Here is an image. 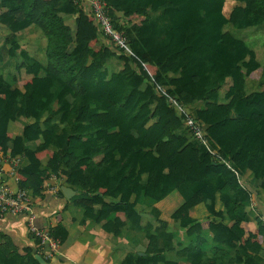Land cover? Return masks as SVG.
I'll list each match as a JSON object with an SVG mask.
<instances>
[{"label": "trees", "instance_id": "16d2710c", "mask_svg": "<svg viewBox=\"0 0 264 264\" xmlns=\"http://www.w3.org/2000/svg\"><path fill=\"white\" fill-rule=\"evenodd\" d=\"M0 1L6 4L0 11V154L20 160L14 173L19 189L39 192L53 173L91 195L76 205L95 222L123 214L148 241L135 264H179L165 260L167 253L187 264L264 261V222L257 219V229H247L251 219L243 204L251 196L242 185L248 174L264 185V84L246 93L247 81L259 80L262 68L226 29L263 24L264 0H233L228 14L227 0H107L113 27L126 39L125 52L109 43L94 49L101 37L94 19L72 0ZM60 13L73 14L74 30ZM29 28L45 39V65L16 39ZM18 50L22 63L12 74ZM111 58L123 69L106 79L103 68ZM21 70L32 78L19 80ZM177 106L194 108L192 119L215 155L184 128L186 114ZM17 117L33 123L12 137L8 126ZM39 138L35 151L26 148ZM23 159L28 165L22 169ZM133 194L138 201H130ZM108 196L119 200L110 206ZM141 197L151 199L152 220L135 209ZM198 205L209 216L205 221L189 215ZM60 230L61 237L51 236L63 239ZM178 230L185 244L174 237ZM203 231L214 245L207 251ZM23 259L0 234V264Z\"/></svg>", "mask_w": 264, "mask_h": 264}, {"label": "crops", "instance_id": "0c3cea01", "mask_svg": "<svg viewBox=\"0 0 264 264\" xmlns=\"http://www.w3.org/2000/svg\"><path fill=\"white\" fill-rule=\"evenodd\" d=\"M227 3L231 4L230 9L235 5H232V3H235L233 0H227ZM5 6L6 4H3L0 1V11L4 10ZM228 10L226 14H228ZM59 17L63 19L66 26L71 30H74L75 17L73 14L69 15L60 13ZM0 28H2V26H0ZM226 29L231 31L234 36L241 39L246 46L255 53L256 59L261 65L262 74L257 81H247L246 93L258 91L264 84V22L256 28L253 27L241 30V38L236 34L238 30H234L230 26H227ZM34 34L36 35V38L41 37L39 40H41L42 43L39 44L40 46H36L33 58L42 65H45L46 59L40 60V58L42 55H45L46 42L40 35L39 31L29 28L25 31L18 32L16 39L28 40L29 38H26V36L30 37ZM2 43L0 44V48ZM108 43L109 42L106 39L99 37L94 49L97 50ZM24 49L25 48L22 50ZM19 52L20 50L17 51L18 58L13 60L12 67L9 71L12 74L16 73L15 65L22 63V61L18 62V59L21 60ZM5 59L7 60V58ZM122 69L123 63L116 58H111L105 63L103 72H106V79H109L110 76L117 74ZM16 76L19 80H30L32 78L31 75L26 74L23 70L17 73ZM19 76H21V78ZM228 86L229 82L221 90V97H223ZM13 88H16L15 84L13 85ZM19 88L21 92L24 91L21 86ZM187 109L194 110V108L191 107H188ZM45 117L46 114L43 116L42 120H44ZM32 123V119L17 117L13 123L9 124L8 132L12 137H21L24 128ZM42 142V139L39 138L36 141L26 142L25 146L28 150L35 151ZM199 147L209 153H216L217 151V149L210 143L208 147L203 146V144ZM48 158V156H45L41 159V170L46 169ZM8 159H10L8 158V154H0V167L4 171V174H9L8 172L12 168V162ZM95 160H99V158H96ZM27 165V160L23 159L21 168L23 169L27 167ZM54 179H56V181ZM0 183L7 184L12 189L19 188L18 178L16 176L11 177L9 175H4L2 180H0ZM242 185L251 196V198L243 204L246 213L251 219L247 225V229L250 230V232H254L258 225L257 219L264 222V185L262 181L256 179L254 175L251 174L245 176ZM52 186L57 187L56 193H51L49 191ZM28 193L31 195L32 206L36 216L34 225L38 229L50 233L52 236H54L55 233L61 237V234L58 233L60 227V231L64 237L63 239H60L59 237L57 238L60 245L57 251L47 259V256L44 255L38 243L28 231L26 219L24 217H15L11 215L1 216L0 234L4 235L6 237V242L9 241L11 246L15 249V252L24 258V264L29 263V258L36 260V256L42 258L44 264H135L136 256L138 254L141 255L148 244L145 234L138 231L136 225L132 221L125 219L123 214H110L99 222H95L92 218L85 216L84 208L76 205V202L88 200L91 198V195L85 194L78 187L59 181L57 176L53 173H48V177L43 181L39 192L32 193L31 191H28ZM118 200L119 198L112 200L109 196L104 198V201L109 203L110 206L112 202ZM130 201H138V195H131ZM152 206L151 199L141 197L138 205L136 202L135 209L137 212H140V216L146 219L151 218L152 220V217H154L151 211ZM215 209L217 211L222 210L218 200H216ZM189 215L192 219L198 222L205 221L209 217L203 205H198L191 209ZM202 236L205 241L208 242V246L204 247V250L207 251L210 247H214L213 244L209 243L210 236L208 232L203 231ZM174 237L183 244L188 242L183 230H178L177 235L175 233ZM6 252L7 249H5V253ZM234 257L235 251H232L230 258L234 259ZM164 258L168 261H177L179 264H187L185 260L179 259L173 253L165 254ZM37 263L41 264L38 261ZM259 264H264V261Z\"/></svg>", "mask_w": 264, "mask_h": 264}, {"label": "built area", "instance_id": "2783aa9c", "mask_svg": "<svg viewBox=\"0 0 264 264\" xmlns=\"http://www.w3.org/2000/svg\"><path fill=\"white\" fill-rule=\"evenodd\" d=\"M78 8L85 11L90 15L97 26L98 32L101 37H104L114 51H126V39L122 32L114 29L113 23L109 17V8L107 0H72ZM173 103V100H170ZM180 111V108H178ZM184 128L188 129L193 135L194 140L200 145L208 147L209 141L206 139L204 129L201 125L196 123L192 116L186 115L183 119ZM215 155V153H211ZM12 162V168L4 174L0 167V180L4 175L14 177L16 168L19 166V159H8ZM56 181V179H54ZM57 187L52 186L49 191L56 193ZM4 215L21 216L26 219L28 231L38 243L40 249L43 251L47 259L50 258L58 249L60 242L58 239L53 238L50 233L38 229L34 225L35 211L32 206V198L28 191L24 189H12L7 184L0 183V217Z\"/></svg>", "mask_w": 264, "mask_h": 264}, {"label": "rangeland", "instance_id": "374dc122", "mask_svg": "<svg viewBox=\"0 0 264 264\" xmlns=\"http://www.w3.org/2000/svg\"><path fill=\"white\" fill-rule=\"evenodd\" d=\"M235 3H232V5H234ZM230 7H231V4H226L225 5V8H224V13L226 14L227 13V10L229 9L230 10ZM241 31H237V36L238 37H240L241 38ZM26 38H29L28 40H25V39H22V40H20V41H23V42H25V43H23L22 45H21V49H23V48H25V46H26V48H28L29 49V52L30 53H32V55H34L35 54V48H36V46H38L39 44H41L42 43V41L41 40H39L40 38L39 37H37L36 38V35L34 34V35H32V36H26ZM2 37H0V44L3 42L2 40ZM103 39H104V37H103ZM40 46V45H39ZM38 49V48H37ZM38 55V54H37ZM37 55H36V57H37ZM40 60H45V55H42L41 56V58H40ZM21 60H19L18 59V62H20ZM17 62V63H18ZM20 78H21V76H19ZM253 86H255V85H253ZM178 108H180V111L178 110ZM188 107H186V108H182V107H178L177 106V110H178V112H182V113H185L186 115H189V116H191V115H193V110H190V109H187Z\"/></svg>", "mask_w": 264, "mask_h": 264}, {"label": "water", "instance_id": "95a60500", "mask_svg": "<svg viewBox=\"0 0 264 264\" xmlns=\"http://www.w3.org/2000/svg\"><path fill=\"white\" fill-rule=\"evenodd\" d=\"M36 260L41 263V264H44V261L42 260V258H40L39 256H36Z\"/></svg>", "mask_w": 264, "mask_h": 264}]
</instances>
